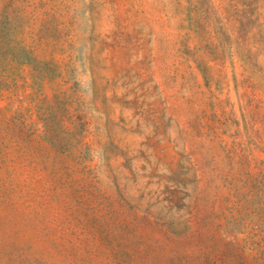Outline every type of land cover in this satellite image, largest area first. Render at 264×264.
<instances>
[{"label": "rangeland", "instance_id": "1", "mask_svg": "<svg viewBox=\"0 0 264 264\" xmlns=\"http://www.w3.org/2000/svg\"><path fill=\"white\" fill-rule=\"evenodd\" d=\"M0 264H264V0H0Z\"/></svg>", "mask_w": 264, "mask_h": 264}]
</instances>
